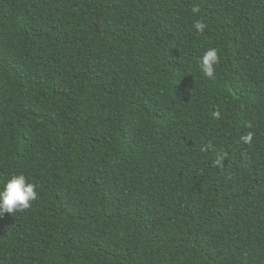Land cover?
<instances>
[{
  "label": "trees",
  "instance_id": "obj_1",
  "mask_svg": "<svg viewBox=\"0 0 264 264\" xmlns=\"http://www.w3.org/2000/svg\"><path fill=\"white\" fill-rule=\"evenodd\" d=\"M19 174L0 264H264V0H0Z\"/></svg>",
  "mask_w": 264,
  "mask_h": 264
},
{
  "label": "clouds",
  "instance_id": "obj_2",
  "mask_svg": "<svg viewBox=\"0 0 264 264\" xmlns=\"http://www.w3.org/2000/svg\"><path fill=\"white\" fill-rule=\"evenodd\" d=\"M194 12L198 9L194 8ZM194 28L198 32H203L206 24L198 21L194 24ZM219 57L215 48H209L199 60L201 70L204 74L212 78L215 71V65L218 63ZM246 142L251 141V135L244 138ZM37 192L35 186L28 183L24 175H13L2 187H0V216L5 212L12 214L14 211L23 210L30 206V202L35 200Z\"/></svg>",
  "mask_w": 264,
  "mask_h": 264
}]
</instances>
